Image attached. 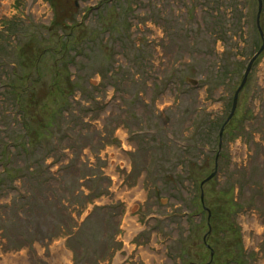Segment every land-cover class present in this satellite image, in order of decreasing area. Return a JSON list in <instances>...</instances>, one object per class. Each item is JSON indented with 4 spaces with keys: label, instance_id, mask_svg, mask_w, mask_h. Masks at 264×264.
<instances>
[{
    "label": "rangeland",
    "instance_id": "obj_1",
    "mask_svg": "<svg viewBox=\"0 0 264 264\" xmlns=\"http://www.w3.org/2000/svg\"><path fill=\"white\" fill-rule=\"evenodd\" d=\"M257 12L0 0V150L22 165L0 162V264H264V49L218 149L262 44ZM20 135L37 146L15 149Z\"/></svg>",
    "mask_w": 264,
    "mask_h": 264
},
{
    "label": "trees",
    "instance_id": "obj_2",
    "mask_svg": "<svg viewBox=\"0 0 264 264\" xmlns=\"http://www.w3.org/2000/svg\"><path fill=\"white\" fill-rule=\"evenodd\" d=\"M68 49V46H66V45H61L60 46V49H59V51L61 52V51H63V54H66V52L67 51H73L72 49H69V50H67ZM62 54V55H63ZM66 63V62H65ZM60 72H58L57 74H59ZM55 85V84H57V81H53L52 82V85ZM58 87V86H57ZM61 93V92H60ZM30 99H31V97H30ZM18 112H21V115H22V127L24 128V134L26 133V134H28V133H30L31 131H32V127H31V120H28L27 118H26V115L25 114H27V110L25 109V108H23L22 106L21 107H19L18 108ZM39 116H42L43 117V114H42V110L40 111H37L36 112V115H34V116H31V119L32 120H34V119H36V117H39ZM41 117V118H42ZM36 121L37 122H39V119L37 118L36 119ZM46 125H48V126H50L51 124H50V122H47L46 124H43L42 123V125H40V126H36V128L38 129V131L43 135V133L41 132V131H44V130H46L47 128L45 127ZM222 127V126H221ZM34 131V130H33ZM24 136V135H23ZM23 136L22 135H20V139H18V140H16L14 143H13V145H14V148L15 149H22L23 151H29L30 149H34V147L35 146H37V145H35V143H37L38 142V138H35V139H22L23 138ZM6 143H9L8 141L6 142ZM10 150H6V147L4 148V149H2V150H0V156H1V158H0V162H2L3 163V166H4V170H7V173L9 172V170L11 169V170H15V169H21V166L22 165H19V164H16V165H13V164H11L10 162H9V160H10V153L11 152H9ZM2 174V172H0V175ZM28 179H32V178H30L29 176H28ZM48 179H46L45 181H47ZM9 181H11V178H10V180ZM34 194V193H33ZM32 200V198H29L28 200H27V203H29L30 201ZM38 201H40V199L38 200ZM3 222V221H2ZM1 227V226H0Z\"/></svg>",
    "mask_w": 264,
    "mask_h": 264
},
{
    "label": "water",
    "instance_id": "obj_3",
    "mask_svg": "<svg viewBox=\"0 0 264 264\" xmlns=\"http://www.w3.org/2000/svg\"><path fill=\"white\" fill-rule=\"evenodd\" d=\"M258 1V12H257V21H256V24H257V30L259 32V35H260V38H261V47L260 49L257 51V53H255L253 55V57L250 59L248 65H247V68L244 72V75L242 77V80L238 86V88L236 89L235 93H234V96H233V99H232V105H231V109H230V113L228 115V117L226 118L225 122L223 123L220 131H219V139L221 141V137H222V134H223V130H224V126L228 123L229 120H231V118L233 117L234 115V112H235V109H236V105H237V100H238V94L239 92L241 91V89L243 88L246 80H247V76H248V73L252 67V64L253 62L255 61V59L258 57V55L263 51L264 49V35H263V31L261 30V27L259 25V14L261 12V8H262V3H261V0H257ZM193 84H195L196 82L194 80H190ZM214 177V173H211L205 180H203L201 182V185H203L206 181H209L211 180L212 178ZM200 200L201 202L203 203V193H201V196H200ZM211 255H212V252H211Z\"/></svg>",
    "mask_w": 264,
    "mask_h": 264
},
{
    "label": "flooded vegetation",
    "instance_id": "obj_4",
    "mask_svg": "<svg viewBox=\"0 0 264 264\" xmlns=\"http://www.w3.org/2000/svg\"><path fill=\"white\" fill-rule=\"evenodd\" d=\"M233 118V117H232ZM231 118V119H232ZM230 121L231 120H229L228 121V123L225 125V126H227L229 123H230ZM225 126H224V128H225ZM222 138V137H221ZM220 146H221V141H220V139H219V142H218V149H220ZM219 155V150H218V152H217V154H216V156H215V166H214V170H213V172L212 173H214V176H215V174H216V159H217V156ZM205 210H206V212H207V220L209 221V216H210V211H208V209H206L205 208ZM207 227H208V230L210 231V223L208 222V225H207ZM208 247V246H207ZM208 249H210V247H208ZM210 252H212V250H210ZM211 259V258H210ZM212 261V260H211Z\"/></svg>",
    "mask_w": 264,
    "mask_h": 264
}]
</instances>
